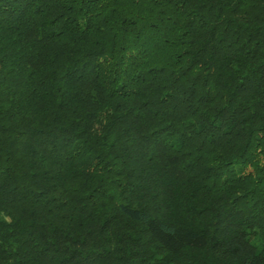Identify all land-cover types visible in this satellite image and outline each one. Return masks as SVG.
I'll use <instances>...</instances> for the list:
<instances>
[{
	"label": "trees",
	"instance_id": "obj_1",
	"mask_svg": "<svg viewBox=\"0 0 264 264\" xmlns=\"http://www.w3.org/2000/svg\"><path fill=\"white\" fill-rule=\"evenodd\" d=\"M0 264H264V0H0Z\"/></svg>",
	"mask_w": 264,
	"mask_h": 264
}]
</instances>
